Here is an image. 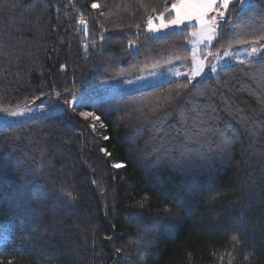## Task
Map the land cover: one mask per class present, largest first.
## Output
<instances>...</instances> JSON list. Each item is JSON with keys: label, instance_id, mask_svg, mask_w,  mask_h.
<instances>
[{"label": "trees", "instance_id": "16d2710c", "mask_svg": "<svg viewBox=\"0 0 264 264\" xmlns=\"http://www.w3.org/2000/svg\"><path fill=\"white\" fill-rule=\"evenodd\" d=\"M173 2L0 0V110L188 58L147 33ZM262 35L235 4L211 50ZM5 235L0 264H264V57L0 128Z\"/></svg>", "mask_w": 264, "mask_h": 264}, {"label": "rangeland", "instance_id": "374dc122", "mask_svg": "<svg viewBox=\"0 0 264 264\" xmlns=\"http://www.w3.org/2000/svg\"><path fill=\"white\" fill-rule=\"evenodd\" d=\"M254 0H248L244 9L247 8ZM235 5V4H232ZM230 5V6H232ZM239 5V4H238ZM229 6V8H230ZM239 9L241 6L239 5ZM243 9V10H244ZM165 14V23L168 22ZM227 17V13H226ZM225 17V20H226ZM154 24L158 25L159 21L155 20ZM223 24V23H222ZM184 28H190V36L187 41V48L189 52V57L186 59L174 60L162 65L154 66L141 70L137 73L127 75L124 77H119L112 80L104 81L100 84H95L88 86L85 89L73 90L64 94H60L59 97L53 95L48 98L39 99L21 106L7 108L0 110V128L10 126L13 124L23 123L30 120L38 119L53 113L58 112L56 107L60 109L70 108L68 105L64 104L65 100H71L72 94L75 93L77 97L82 95H87L90 97V103L95 101H102L110 99L119 95L132 94L139 91L149 89L151 87L170 83L180 79H187L198 62L204 63V71L200 76L196 77V80L192 81L193 84L198 83L206 74L216 75L217 71L225 66L241 64V61L247 62L254 59H259L264 57V40L256 41V43H250L247 45L237 46L225 51L214 52L212 47L215 44L216 39L211 41H205L204 43H199L201 36L197 35L193 37L192 33L197 31L198 25L196 22H186V25L180 26H170L167 29H161L159 32H149L147 33L154 37H164L169 32L172 31H182ZM218 31V30H217ZM205 44L207 45L205 47ZM131 47L135 49V45L131 44ZM252 47H257L258 52L253 54L251 52ZM195 53V56H193ZM211 53V55L209 54ZM228 53V55H225ZM210 65H215L217 70L212 72L209 70ZM131 81V83H129ZM198 81V82H197ZM53 107H49V106ZM7 110V111H4ZM30 110V111H29ZM16 111H23L25 114L22 116H12L10 113ZM93 123H95V133L97 135L101 132V125L97 124L92 117H89Z\"/></svg>", "mask_w": 264, "mask_h": 264}, {"label": "snow or ice", "instance_id": "6c2138e0", "mask_svg": "<svg viewBox=\"0 0 264 264\" xmlns=\"http://www.w3.org/2000/svg\"><path fill=\"white\" fill-rule=\"evenodd\" d=\"M247 2L248 0H175V2L170 4V6L165 3L164 10L158 16H150L147 20V28L149 32H159L161 29H167L170 26L186 25V22L195 21L196 25H198V28L197 31L192 33V35L193 37L200 35L201 40L199 43H204L205 41H211L217 38V30L221 27L222 22H226L225 17L226 13H228L230 5L239 4L241 6L240 10L242 11ZM98 7V4H92V8ZM165 13L171 17L167 23H165ZM155 20L159 21L158 25L154 24ZM81 23H84V21H81ZM136 27L139 28L140 25H136ZM101 39H103V37H101ZM259 40H264V35L260 36ZM253 43L256 42L254 41ZM129 46H131V42H129ZM206 46L207 45L205 44V47ZM251 52L256 54L258 52L257 47H252ZM209 54L211 55V53ZM225 55H228V53H225ZM193 56H195V53H193ZM241 63H243V61H241ZM209 70L215 72L217 68L215 65H210ZM203 71L204 63L202 61L198 62L188 77L189 83H192V81L196 80V77L200 76ZM129 83H131V81H129ZM187 86L188 85L185 84L182 87L187 88ZM193 88H195V84H193ZM56 96L59 97L60 93L57 92ZM36 99H40V97H37ZM64 104L68 105L71 110L75 112L77 107L90 106V97L87 95L77 97L76 94L73 93L72 99L65 100ZM49 107L53 106L50 105ZM56 110L61 111L62 109L56 107ZM10 114L12 116H22L25 113L23 111H13ZM78 115L84 119L92 117L95 121H99L101 119L99 115L91 111H80ZM91 127L93 131H95V123H93ZM104 139H109V137L105 136ZM204 143H208L206 137L204 139ZM203 147L204 145H201V148ZM218 147H220L222 151L226 150L230 147V142L228 140H224L218 145ZM100 151L105 155H111V153H109L106 148H102ZM199 155H201L202 158H207V153L204 151H200ZM112 167L120 169L126 167V164L116 163L112 165ZM92 183L95 184V181H92ZM108 239L111 240L112 238L108 237ZM232 239L236 240L237 237L233 236ZM5 240H7V235L0 238V243ZM120 251V249H116V252ZM9 264H11V262H9Z\"/></svg>", "mask_w": 264, "mask_h": 264}, {"label": "built area", "instance_id": "2783aa9c", "mask_svg": "<svg viewBox=\"0 0 264 264\" xmlns=\"http://www.w3.org/2000/svg\"><path fill=\"white\" fill-rule=\"evenodd\" d=\"M222 23H224V22H222Z\"/></svg>", "mask_w": 264, "mask_h": 264}]
</instances>
